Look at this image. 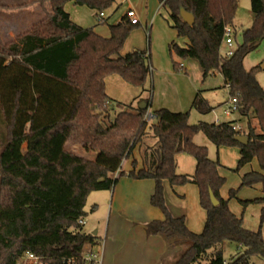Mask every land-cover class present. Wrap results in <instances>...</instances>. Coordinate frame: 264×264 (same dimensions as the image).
<instances>
[{"label": "trees", "instance_id": "16d2710c", "mask_svg": "<svg viewBox=\"0 0 264 264\" xmlns=\"http://www.w3.org/2000/svg\"><path fill=\"white\" fill-rule=\"evenodd\" d=\"M70 2L96 13L114 4L113 0H36L28 6L48 3L50 11L13 40L0 43V264H16L24 253L35 255L41 264H85V247L97 241L95 235L83 233L79 223L86 217L87 197L111 190L125 176L154 182L150 205L163 218L147 223L146 235L191 244L174 264H189L197 252L225 242L240 246L241 252L217 264H250L253 256L264 259L261 230H246L241 218L231 213L227 200L219 196L225 180L218 174V160H211L207 148L194 142L202 134L216 148H237L235 172L255 159L259 171L243 175L241 186L259 184L263 197L240 203L243 207L264 203V90L256 79L258 67H243L244 58L264 40V0H250L252 24L230 57L222 55L223 33L232 25L238 0H158L176 37L184 41L168 45L170 56L196 60L203 80L219 73L229 96L238 95L239 116L254 119L256 126L249 121L243 131L235 129L234 122L189 124L187 112L156 110L150 125L156 146L145 151L141 169L133 161L127 174L121 165L145 135L147 108L110 99L104 80L115 75L133 88H143L151 73L150 55L143 50L121 54L138 27L125 16L108 26L109 37L104 38L71 21L64 11ZM180 9L193 15L191 26L180 19ZM173 67L182 70L176 62ZM146 102L148 106L149 99ZM191 109L200 115L212 111L201 91ZM237 136L247 137V144L235 141ZM67 145L94 153V158L78 156ZM178 154L195 160L192 175L176 174ZM163 181L197 187L206 213L200 233L190 232L182 217L171 216L164 204ZM234 197L232 190L229 198ZM215 252L221 255V249Z\"/></svg>", "mask_w": 264, "mask_h": 264}, {"label": "crops", "instance_id": "0c3cea01", "mask_svg": "<svg viewBox=\"0 0 264 264\" xmlns=\"http://www.w3.org/2000/svg\"><path fill=\"white\" fill-rule=\"evenodd\" d=\"M34 1L36 0H27L20 4L16 3L15 5L20 6L27 3H34ZM129 2L130 0L124 3L115 1L114 12L122 7V5H125L127 8L131 7L138 15L136 9H134ZM31 5L33 6L22 9L21 14L18 15L24 17L26 21V23L23 22L24 26L19 20H15V23L13 22L15 32L29 28L32 24L43 18V16L38 14L34 9L36 5H41H39V3ZM44 6L45 10H50L48 3H44ZM157 6L158 9L161 8L159 2ZM86 8L85 6H76L70 2L64 6V11L76 25L82 28L89 27L95 33L107 38V34L100 32V27H98L99 24L107 23L106 15L105 19L101 22L96 21V23L87 24L88 19L85 20V22H80L82 21L81 14L87 12L85 10H88L89 16H93V18L97 17L95 11ZM121 18L122 14L116 19L114 24L118 23ZM138 25L141 26L140 22ZM143 28L145 31L147 30L146 22L143 24ZM172 38L173 37H170L169 41H171ZM129 40L130 37L126 39L123 45L121 51L122 55L130 53V51L135 48L132 43H129ZM181 41L183 44L184 41ZM149 47L150 46L147 48L148 51ZM149 55L151 54L149 53ZM151 59V73L143 88H133L124 83L118 76L112 75L104 80L105 94L107 97L124 105H132L138 108L139 105L144 103L148 115H151L153 111L158 109H167L174 113H183L188 108H191L197 89L201 87L202 97L212 107L210 113L213 114L212 116H214V118H212V120H210L212 122L209 123L220 124L224 122H234L241 130H245L241 127L237 119L231 118V115L237 113V111L229 115H226L225 111H223L225 118L215 114L218 106L221 107L223 103L224 106L229 101L228 99L223 102V100L218 97L220 91L228 92L225 82L219 73L211 74L203 80L202 69L196 60H180L176 57H171L167 51L165 55L161 53L156 59ZM173 62L178 63L182 68V70L177 71V74L172 71L171 63L173 65ZM152 89L153 95L149 97ZM121 91L127 92L128 98L125 99ZM147 99H149L148 106L146 102ZM216 105L218 106L215 107ZM202 119L199 121L202 122ZM249 121L253 127L256 126V121L254 119H247V123ZM251 121H254L253 124ZM152 122L153 117L151 116L141 142L134 147L131 156L123 161L121 171L124 173L127 174L131 171V164L133 161L137 169H141L144 165L145 151L156 146L157 139L153 136L150 129ZM202 136L203 137H200V134L196 135L194 137V142L199 146H205L209 157L210 151H213V149L208 139L204 135ZM215 154L220 165L218 174L225 180L224 185L219 190V196L227 200L229 210L233 215L241 218L243 227L246 230L255 231L248 226L250 224V219L243 211L248 205L243 207L240 202L252 201L263 197L261 185L259 184L248 188L253 190L251 195L247 192V188H242L241 186V178L243 175L252 171H259L257 161L253 159L234 175L231 173V170L236 169L239 160V150L234 147H215ZM194 170L195 160L191 156L178 154L175 157L176 174L192 175ZM232 190L235 191V197L230 199L229 192ZM153 191L154 182L152 180H134L126 176L119 178L111 190L102 191L103 193H101L98 199L92 200L94 202L91 204L90 214L83 219V233H96L95 236L97 237L95 245L92 247H85V252L99 259L100 264H174L180 256L191 247V244L188 241L178 238L167 241L162 235H146L145 225L150 221L161 220L163 218L161 211L150 205V198ZM244 192L246 193L244 194ZM163 197L165 207L171 216L182 217L185 226L192 233L198 234L202 231L206 220V213L199 204V193L195 185L170 186L167 181H163ZM257 205L261 207V210L264 207V203H258ZM100 207H104V210L102 211ZM258 213L259 210H257L255 214L256 217H258ZM103 218L106 219V224L104 228L100 230L99 222L102 221ZM90 223H92L91 226H89ZM223 246L224 245H222L221 253L223 252ZM236 248L237 250H241L240 246L236 245ZM196 259L197 258L190 261L189 264H196ZM217 261L218 260H213L212 264H217Z\"/></svg>", "mask_w": 264, "mask_h": 264}, {"label": "rangeland", "instance_id": "374dc122", "mask_svg": "<svg viewBox=\"0 0 264 264\" xmlns=\"http://www.w3.org/2000/svg\"><path fill=\"white\" fill-rule=\"evenodd\" d=\"M25 1L27 0H0V43L9 42L13 40L17 34L26 30L24 29V30L15 32L14 26H13L15 23L14 22L15 20H19L20 22H22V25H23V22L26 23L24 17L22 15L21 16H18V15L21 14L22 9L29 8L27 4H30V3L20 5V6L15 5L16 3L20 4ZM129 3H131L133 8L136 9V11L138 12L137 17L141 24V26L138 25L137 28L133 29L132 32L128 36V38L130 37L129 43H132V45L135 46V48L132 51L143 50V51L149 52L152 55V57L150 55V62H151L152 61L151 58L156 59V57L159 54L161 55V53L162 55H165L167 51V53L169 54L167 49H168V45L171 42H175L178 45H182V41L176 37V32L170 27L171 22H170V18L168 16L167 10L164 8L158 9V6H157L158 0H130ZM30 6L32 7L33 5H30ZM41 7H42V10H41ZM44 7H45L44 4L42 6L36 5L34 9L35 11H37L38 14H40L41 16H44L46 12L50 11L49 9L45 10ZM114 9H115V5L113 4L110 8H108L107 10L103 12L106 15L107 23L99 24L98 26L100 27L99 31L106 33L107 37L109 35L108 26L113 25L116 19L121 16V14L122 16H124L127 10V6L122 5V7H120L115 12H114ZM85 11H87L85 12V14L83 13L81 14L82 21L80 22H85V20L88 19L87 24L93 23V22L96 23L97 17L93 18V16H89L88 10H85ZM252 21H253V14L250 10V0H238L237 9H236L235 16H234V19L231 25V28L233 30V33L231 35V39H232L231 50H234L238 45L241 44L242 32L251 26ZM145 22L147 23L146 31L143 28V24ZM170 37H173L171 41H169ZM148 46H150L149 51L147 49ZM227 49L228 48L225 45L222 46V52H225ZM263 66H264V40L260 43V45L258 46L256 50L248 54L243 60V67L245 70H249L252 67H258L256 70V79L258 83L260 84L261 88L264 90V68H262ZM171 68H172L173 73L177 74V71H175L172 63H171ZM197 91H201V87H199ZM121 92L125 99L128 98L127 92L125 91H121ZM152 95H153V89L151 91V95L149 94V97ZM218 97L219 99H222L223 102L227 101L230 98L228 92H221V91L220 93H218ZM223 104L221 107L218 105L215 106V107L218 106L215 114L221 115L223 116L222 118H225L223 111L225 110L226 105L223 106ZM186 112L189 114V119H188L189 124H196L197 122H200L199 120H201L202 118H203L202 122L209 123V122H212L210 120L214 118V116H212L213 115L212 113H209L206 115H200L191 108H188L183 113H186ZM104 116L102 115V117ZM231 118L237 119L241 127L246 130L247 128L246 118H241L237 113H233L231 115ZM110 121H113V117H111ZM251 122L253 124L254 121H251ZM148 123L149 121H147V124ZM200 137H203V136L200 134ZM211 147L213 151L212 150L210 151L209 158L211 160H215L216 159L215 147L212 144H211ZM66 148L78 156H81L87 159L94 158V153L86 152L80 147L67 145ZM231 173L234 175L237 174V172H235V169L231 170ZM242 188L248 189L249 187H242ZM247 192L251 195L253 193V190L248 189ZM101 193L103 192L102 191L91 192L88 195L86 204H85V209H84L86 216L90 214L91 204L94 202L92 200L98 199ZM245 193L246 192H244V194ZM257 204L258 203L249 204L243 211H244V214H246L247 217L250 219V224L248 226L251 227L255 231L260 229L262 233V237L264 239V218L261 221V211L262 210H261V207L258 206ZM255 209H256V212L257 210H259L258 217H256L255 215L256 214ZM101 210L103 211L104 207H102ZM105 224H106V219L103 218L102 221L99 222L100 230L104 228ZM91 225L92 223H90L89 226ZM222 245H224L223 252L221 253V255H219L215 251L217 249L222 250ZM222 245L211 247V249L206 251L205 253L197 252L196 264H212L213 260H222V261L228 262L233 257H235L238 253L241 252L240 249L237 250L236 245L234 243L225 242ZM250 264H264V259L257 257V256H253L250 259Z\"/></svg>", "mask_w": 264, "mask_h": 264}, {"label": "built area", "instance_id": "2783aa9c", "mask_svg": "<svg viewBox=\"0 0 264 264\" xmlns=\"http://www.w3.org/2000/svg\"><path fill=\"white\" fill-rule=\"evenodd\" d=\"M119 1L120 3H124L127 0H114ZM126 20L129 22L130 25H138L139 20L137 17L136 12L131 8L128 7L125 14H124ZM105 19V14L103 12H100L97 14V21L101 22ZM233 33V30L231 27H225L224 33H223V45H225L228 49L225 52H222V55L224 57H230L233 54V50H231L232 47V39L231 35ZM228 89V86H226ZM237 94L235 96L230 97L228 103L225 106V114L229 115L233 113L234 111H237ZM145 119L149 121L151 119V115H146ZM235 129L240 130V128L236 125ZM79 223L82 225L83 220L79 221ZM84 263L85 264H100L99 259H97L95 256L90 255L86 253L84 255ZM16 264H41V261L38 257L31 253H24L22 257L16 262Z\"/></svg>", "mask_w": 264, "mask_h": 264}, {"label": "water", "instance_id": "95a60500", "mask_svg": "<svg viewBox=\"0 0 264 264\" xmlns=\"http://www.w3.org/2000/svg\"><path fill=\"white\" fill-rule=\"evenodd\" d=\"M179 17L184 23H186L189 26H191L194 23L193 15L185 12L183 9L179 10ZM262 68H264V66ZM139 109L141 110L145 109V104L143 103L142 105H139ZM234 140L237 141L241 145H246L248 142V139L245 136H237L234 138ZM210 201L213 205L217 204V201L215 200V198L213 197L211 193H210ZM95 234L96 233H93V235Z\"/></svg>", "mask_w": 264, "mask_h": 264}]
</instances>
